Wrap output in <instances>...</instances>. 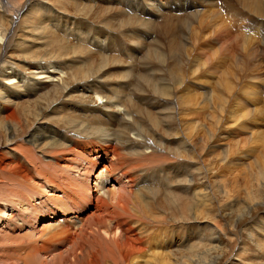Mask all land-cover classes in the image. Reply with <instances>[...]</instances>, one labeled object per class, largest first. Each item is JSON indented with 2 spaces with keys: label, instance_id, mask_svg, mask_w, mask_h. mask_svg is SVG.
<instances>
[{
  "label": "rangeland",
  "instance_id": "374dc122",
  "mask_svg": "<svg viewBox=\"0 0 264 264\" xmlns=\"http://www.w3.org/2000/svg\"><path fill=\"white\" fill-rule=\"evenodd\" d=\"M193 1L188 2L193 5L188 10L163 8L161 15H142L156 25L149 33L146 27L138 31L126 28L130 19L138 16L140 0H0V35L9 29L11 35L13 28L21 24L0 66L10 65L16 74L32 76V63L57 57L56 69L63 77L62 86L37 89L50 94L51 104L58 100L48 111V98L35 102L30 85L22 89L32 95L21 92L11 102L3 98L1 83L6 77L1 76L0 139L3 144L10 131L14 132L16 144L23 148L18 157L22 158V153L27 160L34 156L28 160L30 165L33 163L30 168L34 175V169L52 173L54 161L47 152L59 132L77 130L82 124L122 126V118L126 122L132 118L131 102L142 112L141 118L149 123L160 122L166 115L163 112L176 106L167 101L174 98L179 103L175 121L169 127L161 123L155 139L150 140L162 135L166 139L163 144L168 146L180 139L186 141L189 151L184 154L179 149L176 153L185 156L191 168L187 172L179 163L164 173L162 169L150 170L137 182L158 192L149 196L148 211L154 216L145 215L144 220L164 217L166 223L151 238L147 252L156 251L155 256L146 253L138 264H187L190 247L195 248L193 264H264V25L257 20L251 24L246 19L241 26L237 22L230 26L226 19L232 17L226 10L228 14L221 12L223 0H216L217 7L213 9L220 12L234 34L231 40L239 45L230 44L225 34L221 39H212V20L199 23L185 16L201 9ZM71 2L79 4L83 11L72 9ZM208 8L203 4L201 11ZM90 9L92 12H86ZM237 10L246 18L250 16ZM239 34L251 36L252 40L244 46L236 36ZM2 48L1 44L0 54ZM164 74L166 79H161ZM154 89L168 91L162 104L152 93ZM97 98L100 105L108 102L120 110L122 117L110 122L108 113L91 109ZM242 104L251 112L244 119L222 112L227 105L242 114ZM12 160L8 169L0 162V184L6 182L3 178L8 179L6 172L21 171L19 159ZM190 173L195 176L192 180ZM0 192V198H4ZM171 196L180 197L179 204L172 205ZM166 202L171 206L163 207ZM187 203L192 206L190 212L183 209ZM93 207L94 203H90L83 211L87 214ZM35 217H27L25 230L12 236L38 235L49 217ZM214 226L218 229L211 236ZM218 235L222 246L213 241ZM0 241L9 247L8 253L22 256L10 248V241L3 237ZM66 248L67 243L49 244L47 252H40L33 261L57 259Z\"/></svg>",
  "mask_w": 264,
  "mask_h": 264
},
{
  "label": "bare ground",
  "instance_id": "6f19581e",
  "mask_svg": "<svg viewBox=\"0 0 264 264\" xmlns=\"http://www.w3.org/2000/svg\"><path fill=\"white\" fill-rule=\"evenodd\" d=\"M191 1L193 0H140L138 16L130 19L131 22L126 25V28L138 31L146 27L150 33L156 25L151 21H146L147 19L142 15L147 18L161 15L163 13L160 9L163 8L170 10L174 7V10L177 11L178 9L186 10L193 7L192 3H188ZM196 2L201 9H196L195 12L185 16L190 15L188 18L192 17L199 23H207L212 20L215 23L211 32L212 39H221V36L223 38L225 34L228 38L230 37L229 41L227 39L230 44L239 45L238 41L231 40L234 34L228 29L225 20L223 21L220 17V12L213 9L217 7L218 1L194 0L193 4L196 5ZM221 3V12H228L229 17H232L230 20L226 19V23H229L230 26L234 22L240 25L246 19L251 24L257 20L258 23L264 25L263 0H223ZM26 4L23 5L24 9L27 7ZM203 4L209 8L201 11ZM70 7L77 12L83 11L81 6L75 2H71ZM231 8L235 10L230 12ZM238 8L251 17L246 18L241 11L237 10ZM154 11L156 14L152 15ZM86 12H92V9ZM236 12L239 13L236 14ZM164 17L166 18V16ZM169 17L171 18V16ZM28 23L33 22L28 21ZM20 25L17 28H20ZM17 28H13L11 35L9 34L10 29L8 33L0 35V45H3L0 59L7 52V45L14 38ZM32 29L31 33H34L33 25ZM236 36H239L244 42V46L247 41L252 40L248 35L239 34ZM221 42H224L223 39ZM136 43L138 44V42ZM215 52L211 55L215 56ZM57 62L58 58L54 57L48 61L32 63L33 70L30 71L32 76H25L23 73L16 74L10 65L0 66V77H6V81L1 83L3 86L2 97L11 102V99L15 100L21 92H25L23 95H32L22 89L24 86L30 85V91L36 95L35 102L48 98V111H51L58 100H54L51 104L50 94L42 93L37 89H43L49 85L62 86L63 77L56 69ZM177 72L182 74L179 69ZM166 77L167 74H164L160 78L166 79ZM35 90L36 92H34ZM152 93L159 98L160 104L168 96V91L163 90L154 89ZM63 99L66 100L65 97ZM98 99L100 98L96 99L91 109L96 108L103 114L108 113L110 122L122 117L123 114L120 110L115 109L108 102L100 105ZM167 101L172 105L176 104L177 107L170 106L165 110L166 112L163 113L166 115L161 118L160 122L153 120L155 123L151 121L149 123L141 118L142 112L131 102L129 114L132 118L128 122L122 118V121L125 122L122 126L115 124L111 128H101L82 124L77 130L59 132L52 148L47 152L54 161L55 167H51L52 170L54 169L52 173L34 169L36 171L34 175L30 168L33 163L31 162L30 165L28 162L34 156L27 160L28 156H24L22 153L24 157L22 155H20L22 158L18 157L23 152V148L21 149V146L16 144L14 132L10 131V137L5 143L2 144L0 139V162L5 163L4 167L8 169V164H13V158L17 161L19 159V163L23 164L19 173L5 171L7 174H4L8 179L3 178L6 182L0 184V191L2 190L4 193V198H0V237L10 241V248L22 256L8 253L9 247H4V243L0 241V264H138L139 259L146 253L155 256L156 251L152 250L148 253L147 250L154 233L166 225L165 218L144 220L145 215H153L148 211L151 201L149 196L157 195L158 192L141 186L137 182L150 170L162 169L161 171L164 173L170 171L169 167L179 163L184 165L187 172L191 168L186 164L185 156L176 153V150L179 149L184 154L189 151L186 141L180 139L168 146L163 144V140L166 139L162 135L156 140H150L155 139L161 123H164V127H169L175 121L174 115L179 103L174 98L167 99ZM222 110L226 116L230 113L237 114L234 117L231 115L235 119L238 118V115L244 119L251 114L243 104L242 114L238 109L231 111V107L227 108V105ZM29 156L31 157V154ZM198 171L199 169H197ZM194 178L195 176L190 173V179ZM204 182L202 181V184ZM184 188L188 191L192 190L190 186ZM206 188L205 191L208 194V187ZM194 199L197 197L194 196ZM171 201L172 205L179 204L180 197L171 196ZM90 203H94V207L87 212V214L89 213L87 216L83 209L88 208ZM156 203L160 206L163 204L160 201ZM169 206H171L169 202H166L163 207ZM183 209L186 210L185 212H190L192 206L187 203ZM35 215H38L39 219L46 218L45 216L49 217V221L39 229L38 235L24 233L20 237L12 236L25 230V220L27 217L35 219ZM137 226L138 229L135 228ZM217 229L214 226L211 236ZM221 240L220 235L213 238V241L219 245L222 244ZM52 243H67L68 248L59 254L57 259L52 258L48 262L33 261L40 255V252H47L46 248ZM194 251V247H190L188 250L187 264L194 263Z\"/></svg>",
  "mask_w": 264,
  "mask_h": 264
}]
</instances>
